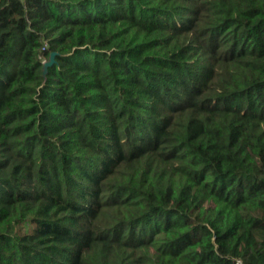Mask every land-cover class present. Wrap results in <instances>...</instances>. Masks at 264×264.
Segmentation results:
<instances>
[{
  "label": "trees",
  "instance_id": "1",
  "mask_svg": "<svg viewBox=\"0 0 264 264\" xmlns=\"http://www.w3.org/2000/svg\"><path fill=\"white\" fill-rule=\"evenodd\" d=\"M0 264H264V0H0Z\"/></svg>",
  "mask_w": 264,
  "mask_h": 264
},
{
  "label": "water",
  "instance_id": "2",
  "mask_svg": "<svg viewBox=\"0 0 264 264\" xmlns=\"http://www.w3.org/2000/svg\"><path fill=\"white\" fill-rule=\"evenodd\" d=\"M54 53H51L47 60L43 61V72L46 74L47 69L49 66H51L54 63Z\"/></svg>",
  "mask_w": 264,
  "mask_h": 264
}]
</instances>
